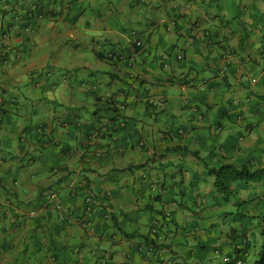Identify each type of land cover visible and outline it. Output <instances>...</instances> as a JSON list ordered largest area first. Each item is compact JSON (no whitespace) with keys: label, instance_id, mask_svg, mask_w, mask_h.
Instances as JSON below:
<instances>
[{"label":"crops","instance_id":"crops-1","mask_svg":"<svg viewBox=\"0 0 264 264\" xmlns=\"http://www.w3.org/2000/svg\"><path fill=\"white\" fill-rule=\"evenodd\" d=\"M205 163L264 168V0H0V264H244Z\"/></svg>","mask_w":264,"mask_h":264},{"label":"trees","instance_id":"trees-1","mask_svg":"<svg viewBox=\"0 0 264 264\" xmlns=\"http://www.w3.org/2000/svg\"><path fill=\"white\" fill-rule=\"evenodd\" d=\"M98 55L101 57L100 53H98ZM205 166H207L206 168L208 169L210 175L213 176L214 187L226 200L233 198L235 193V189L233 187L234 184L244 183L249 185L253 183L261 185L264 183V168H256L252 170L250 167H238L233 164H225L218 168H210L207 163H205ZM252 200L253 199H250L248 202H251ZM87 206L88 204L86 200V208ZM261 236V244L256 249L257 251L255 253L254 261L250 264H264V229L261 232ZM225 264H238L237 257Z\"/></svg>","mask_w":264,"mask_h":264},{"label":"rangeland","instance_id":"rangeland-1","mask_svg":"<svg viewBox=\"0 0 264 264\" xmlns=\"http://www.w3.org/2000/svg\"><path fill=\"white\" fill-rule=\"evenodd\" d=\"M103 3L108 2L109 0H99ZM83 26L79 25L77 28L78 30H81ZM80 28V29H79ZM252 185H254L252 183ZM256 185V184H255ZM261 188V193L259 196L255 195H248V201L250 199H253L251 202L243 203L242 200H236L237 197L234 199L236 200V212L234 210V213L226 215L225 216H220V217H215L214 220H216L217 224L219 227L229 229L230 225L234 224H242L239 221L235 220L240 218L238 213H244L248 211V216L251 213L252 215H255V217H248V220L246 222L248 223V237L252 240L251 245H252V254L248 255V261L245 262L244 264H250L254 261L255 259V253L256 249L258 246L261 244L262 241V236L261 232L264 229V183L260 185ZM250 192V190L248 191ZM226 207H231V204H228ZM212 241L208 242L206 245L209 246V251H212L211 246H212ZM205 255V253H204ZM208 256V255H207ZM221 256H215V258L212 259V261H205V264H220L221 259L219 258Z\"/></svg>","mask_w":264,"mask_h":264},{"label":"built area","instance_id":"built-area-1","mask_svg":"<svg viewBox=\"0 0 264 264\" xmlns=\"http://www.w3.org/2000/svg\"><path fill=\"white\" fill-rule=\"evenodd\" d=\"M140 44V42H138V45ZM87 204H88V206H87V211H89V210H91V205L93 204V199H92V197L91 196H89L87 199ZM32 216L33 215H35L36 214V212L35 211H31V213H30ZM151 232L153 233V234H156V232H157V228H152L151 229Z\"/></svg>","mask_w":264,"mask_h":264}]
</instances>
